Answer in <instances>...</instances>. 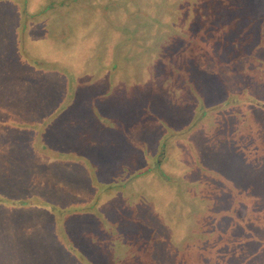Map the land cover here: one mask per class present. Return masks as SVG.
Returning <instances> with one entry per match:
<instances>
[{"label": "rangeland", "instance_id": "374dc122", "mask_svg": "<svg viewBox=\"0 0 264 264\" xmlns=\"http://www.w3.org/2000/svg\"><path fill=\"white\" fill-rule=\"evenodd\" d=\"M0 264H264V0H0Z\"/></svg>", "mask_w": 264, "mask_h": 264}, {"label": "trees", "instance_id": "16d2710c", "mask_svg": "<svg viewBox=\"0 0 264 264\" xmlns=\"http://www.w3.org/2000/svg\"><path fill=\"white\" fill-rule=\"evenodd\" d=\"M212 243H215L216 244V241H211L209 245H211L210 247H213L212 246Z\"/></svg>", "mask_w": 264, "mask_h": 264}]
</instances>
